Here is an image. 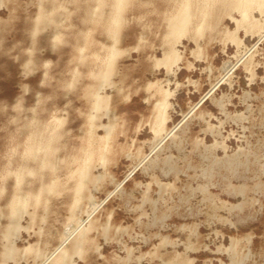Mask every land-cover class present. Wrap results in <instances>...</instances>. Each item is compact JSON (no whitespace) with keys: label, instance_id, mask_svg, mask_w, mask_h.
Here are the masks:
<instances>
[{"label":"rangeland","instance_id":"rangeland-1","mask_svg":"<svg viewBox=\"0 0 264 264\" xmlns=\"http://www.w3.org/2000/svg\"><path fill=\"white\" fill-rule=\"evenodd\" d=\"M180 1L0 0V264H264V0Z\"/></svg>","mask_w":264,"mask_h":264},{"label":"bare ground","instance_id":"bare-ground-1","mask_svg":"<svg viewBox=\"0 0 264 264\" xmlns=\"http://www.w3.org/2000/svg\"><path fill=\"white\" fill-rule=\"evenodd\" d=\"M201 1V0H199ZM197 1V2H199ZM226 6H232L239 10L240 13L246 15L248 9L251 7L250 5L254 3V0H219ZM190 0H182L177 6L174 15L170 18V27L174 30V32H183L185 31L186 26L189 24L190 19L192 17V9L190 8ZM117 5L121 4V0H116ZM203 7V6H202ZM199 8V6H198ZM200 13L201 16H205L209 14V10L207 11L204 7L198 9L194 13ZM199 15V14H198ZM18 202V201H17ZM15 205L12 206V213H16ZM11 213V214H12ZM9 251V250H8Z\"/></svg>","mask_w":264,"mask_h":264}]
</instances>
